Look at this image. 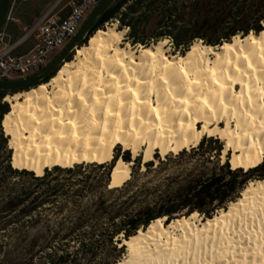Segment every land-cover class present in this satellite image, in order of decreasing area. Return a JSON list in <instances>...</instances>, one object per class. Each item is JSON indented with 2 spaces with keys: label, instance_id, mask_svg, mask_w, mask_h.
I'll return each instance as SVG.
<instances>
[{
  "label": "bare ground",
  "instance_id": "1",
  "mask_svg": "<svg viewBox=\"0 0 264 264\" xmlns=\"http://www.w3.org/2000/svg\"><path fill=\"white\" fill-rule=\"evenodd\" d=\"M124 35L115 26L98 31L48 83L6 97L13 169L43 177L55 167L104 165L118 147L142 153L145 164L204 138L225 144L233 171L264 163V31L213 51L195 43L181 58L165 42L124 49ZM130 167L116 162L111 189L129 181ZM197 218L152 223L123 240L120 264H264V181L227 211Z\"/></svg>",
  "mask_w": 264,
  "mask_h": 264
},
{
  "label": "trees",
  "instance_id": "2",
  "mask_svg": "<svg viewBox=\"0 0 264 264\" xmlns=\"http://www.w3.org/2000/svg\"><path fill=\"white\" fill-rule=\"evenodd\" d=\"M112 22L129 31L126 38L133 47L146 49L170 40L184 53L195 43L215 50L236 37L264 31V0H118L80 47ZM10 94L15 93L0 91V264H81L82 259L118 264L123 240L152 223L169 225L177 216L212 219L241 201L250 182L264 181V163L247 172L231 170L229 154L222 163V147L212 148L220 144L214 138L191 149L193 156L203 157L209 145L207 150L215 153L212 170L198 165L187 174L168 176L153 189L149 183L138 186L139 180L153 177L156 183L172 155L158 158L157 166L145 163L144 172L136 159L130 180L113 189L109 184L117 154L104 165L55 167L43 177L15 170L1 128L10 113L3 101ZM186 154L183 150L177 158ZM121 159L132 163L128 151Z\"/></svg>",
  "mask_w": 264,
  "mask_h": 264
},
{
  "label": "built area",
  "instance_id": "3",
  "mask_svg": "<svg viewBox=\"0 0 264 264\" xmlns=\"http://www.w3.org/2000/svg\"><path fill=\"white\" fill-rule=\"evenodd\" d=\"M99 1L72 0L59 11L58 5L50 9L26 32L24 39H33L34 47L24 55L18 54L20 43L5 26L0 32V79H22L44 68L76 36Z\"/></svg>",
  "mask_w": 264,
  "mask_h": 264
},
{
  "label": "rangeland",
  "instance_id": "4",
  "mask_svg": "<svg viewBox=\"0 0 264 264\" xmlns=\"http://www.w3.org/2000/svg\"><path fill=\"white\" fill-rule=\"evenodd\" d=\"M67 5H68L67 3H63V4L58 5L57 11H59L60 9L66 7ZM55 6L56 5H48V4H42V3L32 5L31 2L26 3V2H23L22 0H11L10 10H9V21H7V24H6V27H7L8 31L10 32V34H11V37L13 39H15V40L20 38L23 35V33L21 31V28L22 29L24 28L26 30V32H27L38 19H40L44 14H46L50 9H52ZM10 19L15 20V21L18 20V19L21 20L23 22V24L25 26H27V28H25L23 26V24L19 25V24L14 23V21H12V20L10 21ZM108 26H115L118 31L125 32L124 39L122 41L124 49L128 48V49L134 50L136 52H139L140 50H142L141 47H133L130 44V42L127 41L126 36L128 35V32H129L127 29L120 28V26H119V24L117 22H112V23L106 25L104 27V29L106 30V28ZM87 42H88V40H87ZM87 42H86V44H87ZM160 42H165L166 49L173 56L181 58L186 53V52L185 53L182 52L181 50H176L170 40H163V41H160ZM86 44H84L83 46H85ZM27 47H30V49H32L34 47L33 39L28 40V42L26 44V48ZM206 48L209 49L208 47H206ZM217 48H219V47H217ZM215 50H218V49H215ZM210 51H213V50H210ZM75 52L76 51H74L72 53V55L69 57L70 60H67L66 62H70V61H72L74 59ZM61 66H63V64ZM23 92H25V91H22V93ZM17 94H19V93L10 94L7 97H12V96L17 95ZM3 102L7 103V102H5V100ZM8 105L11 108L10 104H8ZM1 128H2V125H1ZM2 131H3V134H4V138L7 139L8 150L11 151L10 148H9V138L6 136V133H5L3 128H2ZM205 139H209V138H205ZM214 139H217V138H214ZM219 143H220L219 145H212V148L218 149V148H220V146L222 147L221 162L225 163L226 160H227V155L229 154V156L231 157V152L224 153L223 150L225 149V144L222 141H220V140H219ZM207 148H209V145L205 146L204 151L206 153H205V155L203 157L193 156V154L191 153V149L190 150H186L187 154L185 156L179 158V159L177 158L178 155L169 154V155H172L173 158L170 161L167 162V165L165 167V171L160 176L158 181L156 183H153V181L155 180L153 177H150L149 180L140 179L139 183H138V186H142L144 183H149L150 186H149L148 189H153L155 185H160V184L164 183V181H166L168 176H172V175L177 174V173L178 174H187L188 172H190L192 169H194L198 165L203 166L206 169L212 170L214 165H213V158H211V156L215 155V153L211 154L210 151L207 150ZM124 153L125 152L120 147H118L116 149V151H115V154H117L119 156L118 157L119 159H121V157L124 155ZM130 155H131V158H132V163H131V167H130V169H131L130 178H131L132 169H133V166H134V161L136 159L140 158L142 172L145 171V167H144L145 164L143 162L142 153H140L139 156L136 157V158H134L131 153H130ZM12 158H13V152L11 151V163H12ZM158 158H160L162 161H164L166 159V158L162 159L159 154H155V160L152 161V162L155 163V166H157L158 163H159ZM249 184H248V186H249ZM180 186H183V181H181ZM217 213L215 215H217ZM182 217H185V216H177L170 222H173L174 220L181 219ZM202 220H205V218L202 217L201 215H199L197 220H196V222L202 221ZM121 245L119 246V248L124 247V246H121ZM127 256H128L127 248L124 247L123 248V253H122V259H121V261L119 263L123 262V260H125L127 258ZM88 262H89L88 259L87 260L86 259L85 260L84 259L81 260V264H88Z\"/></svg>",
  "mask_w": 264,
  "mask_h": 264
},
{
  "label": "water",
  "instance_id": "5",
  "mask_svg": "<svg viewBox=\"0 0 264 264\" xmlns=\"http://www.w3.org/2000/svg\"><path fill=\"white\" fill-rule=\"evenodd\" d=\"M117 1L118 0H100L83 22L76 36L44 68L26 78L14 80L0 79V91L20 93L45 84L44 81L57 73L61 65L66 63L72 53L77 48H80V45L87 39L90 32ZM10 3L11 0H0V32L5 28L7 21H9ZM112 182L113 175L110 177L109 189Z\"/></svg>",
  "mask_w": 264,
  "mask_h": 264
},
{
  "label": "crops",
  "instance_id": "6",
  "mask_svg": "<svg viewBox=\"0 0 264 264\" xmlns=\"http://www.w3.org/2000/svg\"><path fill=\"white\" fill-rule=\"evenodd\" d=\"M23 2H26V3H28V2H31V4L32 5H34V4H40V3H42V4H48V5H60V4H63V3H70L72 0H22ZM12 19H10V21H11ZM12 21H14V23H16V24H19V25H22L23 24V22L21 21V20H12ZM31 22V21H30ZM33 24V23H32ZM27 25V24H26ZM23 26L25 27V28H27V26H25L24 24H23ZM24 29V28H23ZM22 28H21V31H22V33H23V35L20 37V38H18V39H16L15 40V42H19L20 44H19V49H18V54L19 55H24V54H27L31 49H30V47H27L26 48V44H27V42L28 41H26L25 39H24V37H25V35H26V30L24 29L23 30ZM8 33H9V35L11 36V34H10V32L8 31ZM12 38V37H11ZM13 39V38H12Z\"/></svg>",
  "mask_w": 264,
  "mask_h": 264
}]
</instances>
